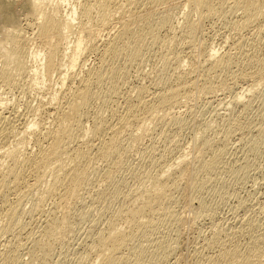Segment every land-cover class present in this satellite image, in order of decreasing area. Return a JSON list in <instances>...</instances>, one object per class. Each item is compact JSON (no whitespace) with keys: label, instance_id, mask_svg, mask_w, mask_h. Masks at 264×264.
I'll return each instance as SVG.
<instances>
[{"label":"rangeland","instance_id":"1","mask_svg":"<svg viewBox=\"0 0 264 264\" xmlns=\"http://www.w3.org/2000/svg\"><path fill=\"white\" fill-rule=\"evenodd\" d=\"M18 1L19 0H3L4 13L0 14V22L5 24L4 21H6V23L9 24V22H11V15L19 12L20 14L28 13L26 8L23 9L22 5H18ZM56 1L57 0H49V3L50 5L51 3L56 5ZM76 1L77 0H71V3ZM80 1L81 0H78L77 2ZM156 1L149 2V5L146 4L148 7L146 5L143 7H139L140 5L135 6L132 8V11L128 12L127 10V13L125 9L123 11L124 13L116 14V16H113V19L111 17V20L108 21V26L106 24L103 26L99 22L100 13L96 7L92 10V14L95 13L93 15L90 13L91 15L88 17L83 15L79 8L77 20L74 22L75 27L71 31V41L81 35H83L86 41L89 33H93L96 34V42L101 45L109 39L111 36L110 34H114L119 30L123 21L128 20L127 22L130 21V23L134 25L137 21H143L145 14H155V17L162 14L171 15L173 18L172 22L174 26H176L173 27L175 29L169 31L164 29L161 33L163 36L167 35L166 37H173L175 35L174 39H177V37L179 38L182 34L180 29L182 27L181 25H183L185 20L191 17L192 20L196 21L197 25L194 39L190 40L188 37L182 36L178 45L170 50L169 47L167 48L165 46V48L157 45L149 47L146 52L143 51V57L140 59L138 58L139 61L136 60L133 63L130 62L132 64H128L130 68L127 67V82H124L125 84L121 86V91L123 93L132 91L135 85L138 86L141 84L146 86L150 85L151 87L149 86V88L151 90L153 85L156 84L153 81H156L157 74L163 69V60L166 54L168 55L169 53L179 55L180 62L178 65L180 69L179 71L177 70L179 72L177 73L180 74V72H185L187 77H195V86L193 88L191 87L189 92L182 99L181 106L178 105L173 107L172 110H169L168 121H157L151 124L148 132L143 135H138L137 131L132 133L128 131L125 132L126 134L121 133L119 136L121 137L119 138V144L121 146L109 163L95 160L90 165H87L84 171L86 173L76 183L77 186L82 188L80 196H78L79 192L76 189L70 190L62 199H60L62 197V191H58L57 194L56 191L55 194L52 192V195L50 191H46L49 190L50 186L52 187L51 182H53L52 180L54 179L52 173H56L55 171L57 170V172L60 171V173L62 171L61 174H63V172H65L64 169H67L68 165L69 167L72 165V159H69L68 162L67 158L69 157H66L62 165L64 171L58 169L59 165L57 162L54 163L55 166L56 164L58 165L55 169L51 168L54 164H51L50 168L52 170L48 165L47 170L51 171H45L49 174L46 173L48 176H46L43 182L48 181L46 183H41L38 187L39 190H30L28 189L29 187L26 188V186H24L21 188L22 190L20 189L21 191H19V194L11 195V202L21 199L22 204L16 209L20 218L19 224L13 231L8 233H4L2 230L8 225V220L5 219L6 217H3V212L6 208L0 202V264H6L3 262V257L9 249L13 248L16 244L20 245L19 251L23 259H25L24 264H99L97 251L93 248L94 244L87 246V244L91 242V238L88 237V234L91 233L90 229L94 232L102 228H104L102 231H105L108 228L107 223H109V215L106 213L103 217L101 213L104 211L103 207L106 206L103 204L106 203H104V200H102L104 202H101V198L98 196L102 193L107 195L108 193L106 192L111 189L113 190L109 193H115L119 188L121 190L118 191L135 189L138 187L140 180H145V175L143 174L145 169L156 171V168L159 167V163L162 161V163L166 161L172 162L175 159L178 161L180 156L187 157L186 159L189 160V164H192L188 167V175L181 183L180 189L174 193L173 200L166 208V211L174 214V219L162 223L153 232L147 233V231V234L143 227L142 230L139 231V234L142 236L138 234L140 238H136L135 241H133V245L131 243L127 248H122L123 252L121 250V255L124 254L122 256L131 257L130 262L132 261V264H198L201 255L203 257V255L207 254L204 249L201 250V248H203L202 245L214 232L219 233L220 240H224V235L232 228L233 223H236V220L245 218V216L248 218L255 217L253 219L259 220V222L261 221L264 227V89L259 85L256 88L258 91L254 90L256 91L254 94H249L244 98L245 102L251 101L250 104L252 103V107L244 112L240 107L235 108L227 103H231V99H233L237 92L239 93L245 88L248 89L247 87L250 88L254 82L256 83V78L250 77V79L237 80L233 83L231 79H223L222 81L221 76V78H213L207 77L204 74L205 63L207 62L205 56L210 49H217L220 54H225L232 47L233 41L249 35L248 31H240V27L234 24L235 20L240 19L242 14L241 12H238L235 16L221 14V16L218 15L206 19L200 18V14L192 10L190 5L194 0ZM57 3H60V1L58 0ZM62 5L61 10L64 11L63 13L69 10V8H72L68 3H63ZM79 7H81V5H79ZM92 18H94V20H92ZM23 20L21 21V26H23L20 30L21 34L17 33L18 35L6 36L4 30H0V41H4L6 38H19V36H22V39H25L20 42L21 44L26 43V40H28V46L32 45V47L36 49H41L42 47L44 52L46 49L44 47L45 41L41 39L40 32H36L37 30L35 27L30 26L29 22L25 23L30 21L32 23L31 25H33V18L29 20L23 16ZM252 28H254V26ZM46 35L47 37H51L52 41L55 43H60L62 47H65V41L57 38V33H46ZM88 40L86 42H88ZM84 52L82 59L87 63L85 66L87 70L89 67L91 68L96 64L95 60L97 55L92 51H88V49L84 50ZM141 59L143 60L141 61ZM2 60L0 58V66L2 65ZM77 68L76 70L79 71V66H77ZM174 68L171 69L172 71L168 70L160 73L162 75H165L166 72L169 71L172 73L174 72ZM16 73L13 72L14 75H16ZM20 74L17 73L16 75L21 76L17 77L18 80L13 75L17 82L13 79L12 81L15 83L11 82V85L8 84L9 86L7 83H0V95L3 97L2 104L4 110L12 111L15 109L19 114H15V116L18 115L19 117L16 116L17 118L14 117L13 121H11L10 129L8 133L5 134V136H7L5 138L3 137L4 139H0V171H3V169L7 170L13 162L11 157H3L1 155L8 146L9 148L13 146H16V148L20 147V150H22L21 160L38 151L39 146H36L35 135H24L23 133L24 129L30 123L36 121L37 123L40 122L39 128L36 127V129L41 138L44 137L45 130L52 129L55 127V124H57L56 119L58 116H56L57 113L53 110L54 107L58 106L57 102L55 101L56 103L54 102L52 105L47 101L48 98L51 97V93L53 94L59 86L57 84L59 75L55 73L52 77L47 76L46 81H42V78L39 77L37 81L32 76H27V74L23 75L24 73ZM80 75H82V73ZM206 79L213 83V90H210L205 84ZM222 82L224 85L220 86ZM151 83H153V85ZM69 84H67L64 89H67ZM72 85L76 86L77 82H74ZM156 86L157 85L152 88V91L156 89ZM234 86H236V88ZM240 87L241 90L239 89ZM58 95L61 97L60 93ZM121 100L120 103L123 101ZM97 101L93 105V108H91L90 114L93 115L94 112L100 109L99 112L102 110V115L108 117L109 111L102 109V103H99L100 100ZM239 116H241L242 122L246 123L248 129H238V132L237 129H234L230 135L226 134V128L231 125V120ZM172 117L173 119H171ZM84 122L88 130L93 125L90 119H86ZM51 125H53V127ZM259 129H261V133L259 135H254L255 132H257L255 134H258ZM234 131L236 132L234 133ZM127 133L130 134L127 135ZM133 134L137 136L134 135V137ZM205 138L208 140L211 139V143H215L214 145L221 143L222 148H219L225 150V152L220 160H213V164L207 172L198 171L196 174L194 165L197 157L201 156V148ZM4 140L6 142H4ZM215 140H219L218 142L216 141L218 144H216ZM43 144L45 143L43 142ZM46 145L47 144L44 146ZM72 145H74V143ZM211 156V154H205L207 160H209ZM25 160L26 159L21 162L22 164L24 163V167H27L26 169L28 170L30 166L27 165L29 163ZM66 164L68 165L65 166ZM50 173L52 176H50ZM30 177L28 179L32 181L31 179L33 177ZM50 177H52V180L49 179ZM124 185L126 186L125 189H123ZM101 191L102 193H100ZM59 192L60 194H58ZM114 193L108 194L107 196L109 200L114 199L117 201L111 203L113 205L111 209L116 206L114 209L117 210V208L120 209L124 205L127 208L129 205V208L136 207V204L134 205L132 203V205L126 202V204H124L123 200H116L117 196L116 193ZM40 196H45L44 203L42 202L43 206L39 209H35V205L33 206L32 204L38 202L37 198L39 199ZM118 206L121 207L119 208ZM101 209H103V211ZM114 209H112L113 212H115ZM100 215H102V218H100ZM141 219L143 222L145 218L141 217ZM119 220V222H117L123 226H121L122 229L126 228L127 230L125 229L124 231H128V228L130 229L129 223L127 224L129 220L125 217ZM123 222L125 223L123 224ZM32 233L33 237H37V235L40 237V243L34 247L33 252L26 253L28 251L27 249L31 247L33 238ZM244 234L247 235L246 232ZM244 234H242L244 238L242 236L241 238H243L242 240L245 243L239 238V241H241L242 244L244 243L243 246L247 244L245 240L248 238V236L246 238ZM238 237L236 236V238ZM10 245L12 246L9 247ZM162 245L164 248L161 247ZM143 248L148 249L145 252ZM49 249L53 250L52 256H50L51 260L45 257V253ZM166 255H168V257H166Z\"/></svg>","mask_w":264,"mask_h":264},{"label":"bare ground","instance_id":"2","mask_svg":"<svg viewBox=\"0 0 264 264\" xmlns=\"http://www.w3.org/2000/svg\"><path fill=\"white\" fill-rule=\"evenodd\" d=\"M57 1L56 3L54 2L56 5L52 3L50 5L49 0H19L18 5H22L23 9L26 8L28 13L20 14L19 12L11 15V22H9V24H7L6 21H4L5 24L0 22V30H4L6 36H14L18 35L17 33L21 34L20 30L23 28V26H21L23 16L29 20L33 18V25H31L32 23L30 21L25 23L29 22L30 26L35 27L37 30L36 32H40L41 39L45 41V44L43 40L42 43L46 48L43 52L42 47L41 49H36L33 48L32 45L28 46V40H26V43L21 44L20 42L25 39H22V36H19V38H6L4 41H0V58L1 60L3 58L1 61L2 65L0 66V83H7V85L11 82L15 83L12 81L14 76L18 80L17 77L22 76L20 73L32 76L37 81L39 77L42 78V81H46L47 76L52 77L55 73L59 75L57 79V84L59 86L57 90L54 91L55 93H51V97L48 98L47 101L52 105L55 101L57 102L58 106L55 104L56 107L53 108L55 113H57L56 116H58L56 119L57 124H55V127L52 129L47 128L48 130H45L43 138L40 137L36 129L40 122L37 123L36 121L29 125L27 124L28 126H25L26 128L23 131L24 135H35L36 140H34L36 146H39L38 151L32 155L29 153L31 156L21 160L22 150H20V147L16 148V146H13L9 148L7 145L8 149L5 148L6 150L1 154L3 157H11L13 160L7 170L3 169V171H0V202L6 208L3 212V217H6L5 219L8 220V225H4L5 227L3 226L4 228L2 229L4 233L13 231L20 220L16 209L22 204V200L18 198L19 200L11 202V195L19 194V191H21V188L24 186H26V188L29 187L28 189L30 190H39L38 187L41 183H46L48 181L46 179L47 181L43 182L46 176H48L47 174H49L45 172L48 165L50 168L51 164L57 162L59 165L58 169L63 170L62 165L66 157H69L67 158L68 162L69 159H72V165L69 167V165L66 164L65 166L68 165V168L64 169L65 172H63V174H61L62 171L60 173L59 170V172L56 170V173L51 172L54 176L53 180L51 179L52 177L49 178L53 181L51 182L52 187L50 186V189L48 186L49 190H45L50 191L51 195L52 192L55 194L56 191L57 194L58 191H62V197L60 199L64 198L66 194L73 189H76L79 192L78 196H80L82 188L77 186L76 183L86 173L84 171L87 165H90L95 160L109 163L121 146L119 144V138H121L119 136L121 133L124 134L128 131L132 133L137 131L138 135H143L148 132L151 124L157 121H168L169 110H172L173 107L178 105L181 106L182 99L189 92L190 88H193L196 84L195 77L189 78L185 72H180V74H178L180 69L178 65L180 57L178 54L169 53L168 55L166 54L163 60V69L157 74L156 81L152 80L156 83L155 85L158 86H156L154 91H152V88L155 87L153 83H151L153 85L151 90L149 88L150 85H147V87L141 84L138 86L135 85L132 91L125 92L123 90L125 93L121 91V86L125 84L124 82H127V67L134 61H139V59L143 57V51L146 52L149 47L157 45L160 47H169L170 50L178 45L182 36H186L190 40L194 39L197 25L196 21L192 20L191 17L188 19L186 18L187 20L181 25L182 27L180 29L182 34L180 35V32V37L178 38L176 36L177 39H174L175 35L173 37H166L167 35L163 36L161 33L164 29L168 31L175 29L173 27L176 26H174L172 22L173 18L171 15L162 14L155 17V14H145L144 20L141 22L137 21L134 25H132L130 21L127 22L128 20L123 21L119 30L114 34L109 33L111 35L109 39L100 45V43L96 42V34L93 33H89V40L86 38L88 42L84 40L85 38H83V35L71 41V31L75 27L74 22L77 20L79 8L82 14L88 17L92 14L93 8L96 7L99 10L97 11L100 13H98L100 15V19L98 18L99 22L105 26V24H109L108 21L111 20V17L113 19V16L122 13L125 9L127 13V10L128 12L132 11V8L135 6L140 5L139 7H143L146 4L149 5V2L156 0H81L80 2H77V0L73 3H71V0H59L60 3H57ZM63 3L70 4L72 8H69V10L63 13L64 11L61 10ZM3 5V0H0V14L4 13ZM79 5H81V7H79ZM190 6L194 12L197 11L200 14V18L206 19L218 15L221 16V14L235 16V14L237 15L238 12H241V18L236 19L234 24L240 27V31H248L249 37H240L233 41L231 45L233 48L231 47L225 54H220L217 49H210L205 56L207 62L205 63L204 74L207 77L213 78L221 76L222 81L223 79H231L233 83L237 80L250 79V77L256 78V83L254 82L255 84L253 83L250 88L247 87L248 89L245 88L240 91V87V90H236L240 92H237L233 99H231V103H227L235 108L240 107L241 110L245 112L248 108L252 107V103L250 104L251 101H248L249 103L245 102L244 98L258 91L256 88L259 85L264 89V0H194L191 2ZM92 20H94V18H92ZM253 26L254 28H252ZM46 33H57L56 37L65 41V47H62L60 43L52 41L51 37H47ZM86 49L97 55L95 60L96 64L91 68L89 67L87 70L85 69L87 63L82 59V56H84L83 53L86 52H84V50ZM231 50L234 52L232 53ZM142 60L143 59H141V61ZM77 66L80 68L79 71L76 70ZM172 68H174V72L172 73H170V71L166 72L165 75L160 73L171 70ZM13 72H17L21 76H16L17 73L14 75ZM81 73L82 75H80ZM16 79L14 80L16 81ZM74 82H77L76 86L72 85ZM67 84H69V87L64 89ZM205 84L210 90L214 89V85L211 81L206 79ZM223 85L224 83L222 82L220 86ZM234 87L236 88V86ZM59 93L61 97L58 95ZM2 100L3 97L0 95V139H4L7 136H5V134H7L10 129L11 121H13L14 117L19 115L15 109L12 111H5ZM97 100H100L99 103H102V109L109 111L108 117H104V115H102V110L99 112L100 109L99 111L94 110L96 112H94L93 115L90 114V110ZM120 100L122 101L121 103ZM15 114L18 115L15 116ZM86 119H90L93 122L89 130L87 129L88 127L86 128L85 126L84 121ZM171 119H173V117ZM230 124L231 125L226 128V134L229 135L234 129H237V132L238 129H248L246 123L242 122L241 116L234 120L232 119ZM51 126L53 127V125ZM258 131V134H255L257 133L255 132L254 135H259L261 133V129ZM235 132L236 131H234V133ZM129 134L127 133V135ZM134 135L135 134H133V136ZM5 140L4 142H6ZM216 141L218 142L219 140H215V142ZM43 142L47 145L44 146L45 144H43ZM217 142L216 144H218ZM73 143L74 145H72ZM214 144L215 143H211V139L208 140L205 138L201 148V156L197 157L195 161L194 168H196V174L198 171L207 172L212 166L213 160H220L221 156L224 154L225 150L220 149L222 148L221 143L218 145ZM205 154H211L212 156L207 160ZM180 157L178 161L175 159L172 162H167L165 160L166 162L162 163L163 161L161 160L162 162L159 163V167H157L158 169L156 168V171L145 169L143 171L145 180H140L138 187L135 189L126 190V186L124 185L123 189L126 191H118L121 190L120 188L116 190L117 192L115 191L117 196L116 200H123L124 204H136L134 208H129L130 205L127 208L124 204V206L120 208L122 206L120 204L121 206H118L120 209L117 208V210H115L114 208L116 206L112 208L115 210V212H113L111 209L113 205L111 203L115 200H109L107 197L108 194L114 193H109L113 189L110 191L108 190L106 192L108 193L107 195L102 193V191L100 192L102 194L98 197L101 198V202L105 201L104 203H106L103 204L104 206L106 205L105 207L102 206L104 211L101 209L103 212H100L103 214V217L106 213L109 215V223H107L108 221L106 222L108 228L102 231L104 228L100 227L102 228L101 230L98 229L94 232L90 229L91 233L88 234V237L91 238V242L88 241L89 245L87 244V246L94 244V247H92L97 251L99 264H132V261L130 262L131 257L122 256L124 254L121 255L123 252L122 248H127L131 243L133 245V241L141 235L139 231L142 230L143 227L145 228V233L147 231V233L153 232L162 223L174 219V214L166 211V208L173 200L174 193L180 189L181 183L188 175V167L192 164H189V160L186 159L187 157ZM24 159L29 163L27 164L24 161L30 166V170L28 169L29 171L26 169L27 167H24V163L22 164L21 162ZM58 165L56 164V166ZM56 166L54 164L51 168L55 169ZM52 174L50 176H52ZM30 176L33 177L31 179L32 181L28 179ZM58 194H60V192ZM40 197L39 199L37 198L38 202H35L36 204L34 202V204H32L33 206L35 205V209H39L43 206L42 202L45 196ZM109 198L111 199L110 196ZM124 217L129 220V222H127L130 227L128 231H124L126 228L122 229L123 226L118 223L120 221L119 219L121 218L122 220ZM141 217L145 218L143 222ZM100 218H102V215H100ZM253 218L255 217L248 218L245 216V218L241 220L235 219L236 223H233L232 228L228 230L225 235L223 234L225 236V238H223L224 240H220L219 233L214 232L202 245L203 248H201V250L204 249L207 254L203 255V257L201 255L198 264H264V227L261 221L259 222V220ZM124 223L125 222H123V224ZM245 232L247 235L244 234ZM242 234H244L246 238L248 236L247 240H245L247 244L244 246L243 244L245 242L242 240L244 238ZM236 236L240 237L236 238ZM241 236L243 238H241ZM39 238L38 235L32 238L31 247L27 249L28 251L26 250V253L34 251V247L40 243ZM239 238L244 242L243 244L239 241ZM11 246L12 245L9 247ZM19 246V244H16L13 248L9 249L3 257L4 263H25V259H23L19 251ZM161 247L164 248L163 245ZM143 249L146 252L148 248ZM52 252L53 250H47L45 257L51 260L50 256H52ZM166 257H168V255H166Z\"/></svg>","mask_w":264,"mask_h":264}]
</instances>
